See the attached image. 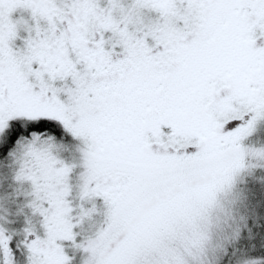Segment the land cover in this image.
Masks as SVG:
<instances>
[{
	"label": "snow or ice",
	"instance_id": "1",
	"mask_svg": "<svg viewBox=\"0 0 264 264\" xmlns=\"http://www.w3.org/2000/svg\"><path fill=\"white\" fill-rule=\"evenodd\" d=\"M0 264H264V0H0Z\"/></svg>",
	"mask_w": 264,
	"mask_h": 264
}]
</instances>
